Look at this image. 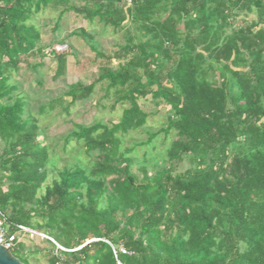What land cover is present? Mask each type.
<instances>
[{
    "label": "trees",
    "instance_id": "trees-1",
    "mask_svg": "<svg viewBox=\"0 0 264 264\" xmlns=\"http://www.w3.org/2000/svg\"><path fill=\"white\" fill-rule=\"evenodd\" d=\"M68 1L0 0V209L65 248L49 264H264V0L67 5L127 35L107 56L87 29L73 31L105 65L93 82L40 105L39 115L66 96L86 99L104 80L128 106L116 122L76 124L65 145L77 141L93 163L64 167L46 184L40 120L27 113L12 74L42 51L33 16ZM55 45L57 79L69 50ZM149 97L167 108L166 126L151 136L175 130L168 161L187 167H144L140 178L123 137L147 123L139 101ZM23 246L10 252L30 264Z\"/></svg>",
    "mask_w": 264,
    "mask_h": 264
},
{
    "label": "rangeland",
    "instance_id": "rangeland-1",
    "mask_svg": "<svg viewBox=\"0 0 264 264\" xmlns=\"http://www.w3.org/2000/svg\"><path fill=\"white\" fill-rule=\"evenodd\" d=\"M71 4L81 6L84 1L69 0L67 3L52 4L33 16L31 22L36 24L42 33V51L30 56L25 67L12 74V82L19 85L18 93L27 100V113L31 112L40 120L42 134L39 138L43 145L48 147L50 154L47 167L49 177L46 184L51 183L57 177L58 171L64 167L75 165L91 167L94 157L88 156L77 141L65 145V137L75 129L76 124L116 122L123 109L128 106L127 102H117L116 90L109 89L108 82L104 80L96 83L92 94L86 99L72 103L71 98L66 96L63 105L57 106L49 113L39 115L40 105L62 96L73 87L93 82L105 65V58L96 56L88 40L73 35V31L87 29L95 37L93 43L107 56L114 54L119 45L125 42L127 34L124 30L116 31L98 20L90 22L72 10L64 11L66 6ZM56 24L57 28L54 27ZM57 40H63L64 45H55ZM54 45L56 50H69L66 72L57 79L54 77L57 62L50 53ZM117 64L118 61L113 59L111 66L115 68ZM139 103L148 114L147 123L123 137V149L130 150L128 156L133 159L132 170L140 178L144 167L150 172L165 166H171L175 171L184 170L187 167L186 162L168 161L167 151L175 136V130L168 134L160 132L151 136L166 126L167 108L163 104H156L150 97L141 99ZM1 151L0 143V153ZM39 231L46 233L43 230ZM18 237L20 242L24 243L23 247L30 264H49L50 258L59 254L58 249L65 250L51 238L22 233L18 234ZM12 253L27 263L24 252L13 250Z\"/></svg>",
    "mask_w": 264,
    "mask_h": 264
},
{
    "label": "built area",
    "instance_id": "built-area-1",
    "mask_svg": "<svg viewBox=\"0 0 264 264\" xmlns=\"http://www.w3.org/2000/svg\"><path fill=\"white\" fill-rule=\"evenodd\" d=\"M126 3H130L131 0H124ZM10 228H13L10 230ZM27 234V235H40L44 238H51L45 233L40 231L11 222L7 215L0 209V244L8 250H12L19 242L18 234ZM54 242L55 240L51 238ZM114 249V247H113ZM120 252L127 253L126 249L123 246H120L118 249ZM114 252L117 253V250L114 249ZM119 264H122L118 261Z\"/></svg>",
    "mask_w": 264,
    "mask_h": 264
},
{
    "label": "water",
    "instance_id": "water-1",
    "mask_svg": "<svg viewBox=\"0 0 264 264\" xmlns=\"http://www.w3.org/2000/svg\"><path fill=\"white\" fill-rule=\"evenodd\" d=\"M0 264H24L11 254L10 250L0 244Z\"/></svg>",
    "mask_w": 264,
    "mask_h": 264
}]
</instances>
